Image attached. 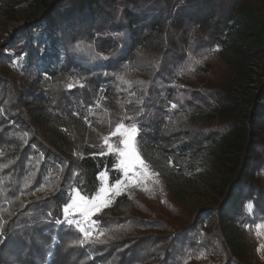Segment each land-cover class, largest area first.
Masks as SVG:
<instances>
[{
    "label": "trees",
    "instance_id": "16d2710c",
    "mask_svg": "<svg viewBox=\"0 0 264 264\" xmlns=\"http://www.w3.org/2000/svg\"><path fill=\"white\" fill-rule=\"evenodd\" d=\"M38 25L44 39L36 48L26 27L13 35L29 63L23 79L35 80L38 68L56 77L50 59L61 52L60 68L84 85L47 88L54 115L95 108L102 90L116 111L112 119L135 110L143 136L166 153L237 147L235 179L214 211L234 209L237 190L256 166L252 153L264 143L251 118L215 140L218 91L187 65L203 47L222 45L234 28L246 35L247 52L263 51L264 0H50ZM7 58L0 50V65ZM261 94L253 118L264 116V86ZM31 96L24 81L0 67V264H242L220 226L199 237L195 215L174 229L145 202L124 195L93 217L102 235L79 244L78 231L62 222L70 190L91 199L102 171L111 182L119 178L115 159L62 153L32 119L25 101ZM198 115L208 117L197 123Z\"/></svg>",
    "mask_w": 264,
    "mask_h": 264
},
{
    "label": "rangeland",
    "instance_id": "374dc122",
    "mask_svg": "<svg viewBox=\"0 0 264 264\" xmlns=\"http://www.w3.org/2000/svg\"><path fill=\"white\" fill-rule=\"evenodd\" d=\"M49 2L50 0H0V50L8 57L0 67L19 81H24L30 88L33 96L25 101L32 119L62 153L76 158L112 155L115 159L113 168L118 179L123 182L120 194H113L115 181L111 182L109 173L102 171L98 175L97 191L88 200L99 202L98 197L104 195L101 188L108 190L111 199L89 220H85L75 210L68 215L69 219L80 221L81 227L92 230V235L84 244L90 243L102 233L93 217L110 208L117 197L124 195L130 200L145 202L163 215L174 229L198 215L201 223L199 237L220 226L232 253L242 264H264V150L257 147L255 153H252L253 156L256 155V166L246 173L244 184L237 190L240 198L229 213L217 215L214 209L222 202L235 179L236 165L239 162L237 147L223 145L200 153H166L159 143L143 136L138 124L140 133L136 140L139 154L149 166L146 170L147 178L138 173L136 178L127 179L117 152L118 148H122L121 137L114 133L118 124L130 125L135 121V110L126 108L120 120L112 119L111 113L116 111L110 108L109 98L100 90L95 108L76 109L69 116L54 115L51 104L45 99L46 89L60 85L71 90L81 84L80 76L69 75L60 68L61 52H58L57 59H50L56 77H49L38 68L35 70V80L23 79L22 68L29 63L18 51L13 35L20 27H26L28 38L36 48L37 40L44 39L38 19L43 7ZM228 31L230 34L225 36L222 45L203 47L199 57L188 64L187 69L197 74L196 77L203 84H209L218 91V131L215 140L231 134L234 127H243L244 121L251 118L255 119V136L264 143V116L252 117V110L260 102L264 86V42L263 47H260L263 51L249 53L246 35L240 33L238 28ZM55 48L58 49L56 46ZM231 67L237 71L236 74L234 71L230 72ZM69 83L73 84L71 89L67 87ZM207 117L198 115L195 120L199 123ZM76 192H79L76 188L71 191L74 198ZM62 222L67 224L64 211ZM92 222H95L94 227ZM70 226L84 239L75 223Z\"/></svg>",
    "mask_w": 264,
    "mask_h": 264
},
{
    "label": "snow or ice",
    "instance_id": "6c2138e0",
    "mask_svg": "<svg viewBox=\"0 0 264 264\" xmlns=\"http://www.w3.org/2000/svg\"><path fill=\"white\" fill-rule=\"evenodd\" d=\"M104 59L107 58L105 57ZM117 79L123 81L122 76H117ZM80 86L83 87L84 85L81 83ZM67 87L71 89L73 87V84L69 83ZM171 107L176 108V104H172ZM139 133H140V129L138 127V122L136 121H133L130 125H125L123 123L118 124L116 127V131L114 133V135H118L119 137H121L122 148H118L117 152L119 157L121 158L119 163L122 166L123 174L127 179L136 178L138 173L144 176L145 178H147L146 170L148 169L149 166L141 158L138 151V144L136 140ZM115 185L116 188L113 194L119 195L121 188L123 186V182L117 179L115 181ZM100 191L104 193V195L98 197L99 202H97V200L89 201L88 199L85 198V196L81 195L80 192H76L74 198L70 190L69 200L71 201V203H66L63 208V211L65 213L66 223L68 225H72L73 223H75L76 227L79 228L80 233H83L84 239L78 240V243L81 245H83L85 241L88 240V238L92 235V230L81 227L80 221H74L73 219H69L68 215L73 210H75L79 212L80 215L85 218V220H89L92 215H94L103 206H105L107 200L111 199V196L109 195L107 189L101 188ZM56 222L60 223L59 220H57ZM92 223L94 227L95 222ZM2 235L3 233L2 231H0V236Z\"/></svg>",
    "mask_w": 264,
    "mask_h": 264
}]
</instances>
